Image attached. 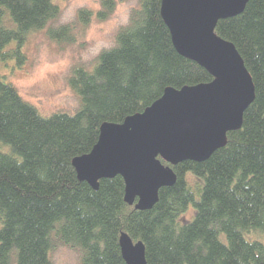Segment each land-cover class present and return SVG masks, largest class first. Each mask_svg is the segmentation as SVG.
Instances as JSON below:
<instances>
[{"label": "trees", "instance_id": "trees-1", "mask_svg": "<svg viewBox=\"0 0 264 264\" xmlns=\"http://www.w3.org/2000/svg\"><path fill=\"white\" fill-rule=\"evenodd\" d=\"M161 5L139 0L115 46L92 68L72 69L67 83L80 101L74 114L44 117L0 79V264H52L58 244L79 251L81 264H126L121 233L144 243L148 264H264V244L246 239L264 234V0H250L242 14L216 27L238 50L255 87L242 127L228 133L225 147L202 163L170 165L176 183L161 189L148 211L125 202L121 176L101 179L95 189L73 166L98 143L103 124L143 113L169 88L213 81L178 53ZM102 6L96 16L106 20L113 0ZM60 14L54 0H0V59L16 42L22 62L28 35L45 29L52 41L72 44L71 25L51 27ZM91 19L90 11L79 12L82 27ZM188 175L202 181L199 200ZM191 205L194 219L181 223Z\"/></svg>", "mask_w": 264, "mask_h": 264}, {"label": "water", "instance_id": "water-1", "mask_svg": "<svg viewBox=\"0 0 264 264\" xmlns=\"http://www.w3.org/2000/svg\"><path fill=\"white\" fill-rule=\"evenodd\" d=\"M249 1L162 0L161 15L176 50L208 71L213 81L169 88L143 113L119 125L103 124L92 151L73 161L81 181L97 189L101 179L121 176L125 202L148 211L158 203L161 189L175 185L171 166L205 162L226 146L228 133L242 127L255 87L238 50L216 27L220 20L242 14ZM119 242L126 264H148L143 242L127 233H121Z\"/></svg>", "mask_w": 264, "mask_h": 264}, {"label": "rangeland", "instance_id": "rangeland-1", "mask_svg": "<svg viewBox=\"0 0 264 264\" xmlns=\"http://www.w3.org/2000/svg\"><path fill=\"white\" fill-rule=\"evenodd\" d=\"M105 0H54L61 14L51 27L71 25L75 40L70 45H60L47 35V29L28 35L21 46L20 54L14 50V42L6 49L7 57L0 59V79L13 85L21 97L32 104L40 114L49 117L58 112L74 114L80 106L79 98L69 88L67 79L72 69L81 65L92 68L103 50L113 48L120 28L129 23L131 13L139 5V0H113L114 10L106 20H99L97 13L103 9ZM92 13L90 23L82 27L78 22L79 12ZM50 27V26H49ZM188 179L199 200L196 187L202 185L200 179L188 175ZM196 215L193 205L182 216L181 223L191 222ZM250 242L264 244V234L253 231L246 235ZM81 253L58 244L51 252L52 264H81Z\"/></svg>", "mask_w": 264, "mask_h": 264}]
</instances>
